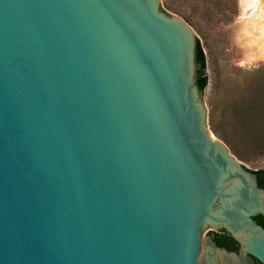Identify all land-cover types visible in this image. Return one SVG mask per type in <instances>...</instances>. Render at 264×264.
I'll return each mask as SVG.
<instances>
[{"label":"water","instance_id":"1","mask_svg":"<svg viewBox=\"0 0 264 264\" xmlns=\"http://www.w3.org/2000/svg\"><path fill=\"white\" fill-rule=\"evenodd\" d=\"M195 47L160 0H0V264H264Z\"/></svg>","mask_w":264,"mask_h":264},{"label":"rangeland","instance_id":"2","mask_svg":"<svg viewBox=\"0 0 264 264\" xmlns=\"http://www.w3.org/2000/svg\"><path fill=\"white\" fill-rule=\"evenodd\" d=\"M239 1L160 3L164 12L191 27L203 49L208 82L202 97L208 129L245 167L257 170L264 169V58L245 52L235 39L236 31L252 18L241 16Z\"/></svg>","mask_w":264,"mask_h":264},{"label":"bare ground","instance_id":"3","mask_svg":"<svg viewBox=\"0 0 264 264\" xmlns=\"http://www.w3.org/2000/svg\"><path fill=\"white\" fill-rule=\"evenodd\" d=\"M239 2L242 7L241 16L243 18L252 16V18L248 25L241 26L236 31L235 39L245 52H258L264 58V0H240ZM253 20L254 24H252Z\"/></svg>","mask_w":264,"mask_h":264},{"label":"flooded vegetation","instance_id":"4","mask_svg":"<svg viewBox=\"0 0 264 264\" xmlns=\"http://www.w3.org/2000/svg\"><path fill=\"white\" fill-rule=\"evenodd\" d=\"M256 176L259 187L264 188V186L259 184L260 180L264 179V173L256 172ZM254 217L253 220H255ZM255 222L260 224L259 222H257V220H255ZM205 236H208L210 240L219 248L226 249L228 252H233V253L239 252V247H240L239 243L224 228L212 229L211 227H208L205 231ZM253 260H254V264H261V262H259L256 258H253Z\"/></svg>","mask_w":264,"mask_h":264},{"label":"trees","instance_id":"5","mask_svg":"<svg viewBox=\"0 0 264 264\" xmlns=\"http://www.w3.org/2000/svg\"><path fill=\"white\" fill-rule=\"evenodd\" d=\"M195 83L198 86L199 91L202 93L207 86L208 78L205 71V55L203 49L200 45L199 40L196 38V47H195ZM257 173H264V169L253 170ZM260 185L264 186V179H261L259 182ZM257 222H259L264 227V216L258 215L254 217Z\"/></svg>","mask_w":264,"mask_h":264}]
</instances>
